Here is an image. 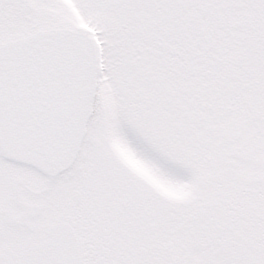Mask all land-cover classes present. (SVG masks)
Instances as JSON below:
<instances>
[{"label": "snow or ice", "instance_id": "obj_1", "mask_svg": "<svg viewBox=\"0 0 264 264\" xmlns=\"http://www.w3.org/2000/svg\"><path fill=\"white\" fill-rule=\"evenodd\" d=\"M0 264H264V0H0Z\"/></svg>", "mask_w": 264, "mask_h": 264}]
</instances>
